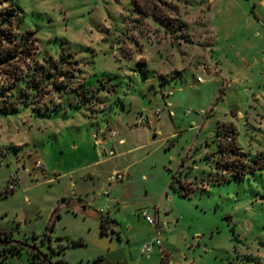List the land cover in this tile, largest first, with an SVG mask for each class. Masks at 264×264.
Listing matches in <instances>:
<instances>
[{
  "label": "rangeland",
  "instance_id": "obj_1",
  "mask_svg": "<svg viewBox=\"0 0 264 264\" xmlns=\"http://www.w3.org/2000/svg\"><path fill=\"white\" fill-rule=\"evenodd\" d=\"M0 46V264H264V0H0Z\"/></svg>",
  "mask_w": 264,
  "mask_h": 264
},
{
  "label": "trees",
  "instance_id": "obj_2",
  "mask_svg": "<svg viewBox=\"0 0 264 264\" xmlns=\"http://www.w3.org/2000/svg\"><path fill=\"white\" fill-rule=\"evenodd\" d=\"M27 42V41H26ZM2 49H4V51H2ZM5 55H9L8 53V50H7V47L3 48L0 46V59H3L5 57ZM11 56V55H10ZM10 110L12 111H15L16 110V107H11L9 108ZM219 129H217L218 131ZM229 130L230 131H233V129L231 127H229ZM221 148V147H220ZM222 150V149H221ZM227 153L228 154H231L232 156H237V157H241L242 154L240 153V151H238V149L231 145L230 148H228L227 150ZM244 172H241V171H237V170H233V172L231 173V175H235L237 177H241L243 175ZM170 185H172L171 181H170ZM178 187L181 189L179 192L182 194V195H185V196H188L189 195V191H187L185 188L182 187V185H178ZM99 231L101 234H106L107 233V230H108V220L104 217H100V220H99ZM10 232L3 229V228H0V238L1 239H4V240H8L10 238L9 236ZM74 244H81L82 241L81 240H74L73 241ZM19 246L15 245V244H4L3 247H2V250H8L12 253H15V252H19ZM38 251H31L30 254H32L31 256V260L32 262L35 263L33 257L37 256L38 255ZM44 260L47 261V258L44 257ZM49 262V261H47ZM44 264H47L45 261H44Z\"/></svg>",
  "mask_w": 264,
  "mask_h": 264
},
{
  "label": "built area",
  "instance_id": "obj_3",
  "mask_svg": "<svg viewBox=\"0 0 264 264\" xmlns=\"http://www.w3.org/2000/svg\"><path fill=\"white\" fill-rule=\"evenodd\" d=\"M115 134H116L115 130L110 131V135L114 136ZM119 142H122V140H120ZM95 143L100 144V140L95 138ZM109 153L112 154V151H110ZM35 165L36 167H40L39 163H36ZM109 178L111 180H118L123 178V175L121 173H118L117 171H114V173ZM141 215L144 217L145 221L155 229V234H156V236L151 241L146 242L142 245L141 251L145 252L150 250L153 243L156 245H160L159 230H160V225L164 224V222L162 221L159 223L158 218L152 217L146 211H141Z\"/></svg>",
  "mask_w": 264,
  "mask_h": 264
},
{
  "label": "crops",
  "instance_id": "obj_4",
  "mask_svg": "<svg viewBox=\"0 0 264 264\" xmlns=\"http://www.w3.org/2000/svg\"><path fill=\"white\" fill-rule=\"evenodd\" d=\"M241 112L238 110L237 112H236V114H233V117H232V119L231 120H229V121H227L228 123H232L231 125H235L237 128H238V124H237V122H236V119L238 120V119H241L242 120V118H241ZM235 128V127H234ZM120 140H122V142H119ZM117 143L118 144H124L125 143V139L124 138H119L118 140H117ZM141 145H137V146H135V149L137 148V149H140L141 147H140ZM131 149H127V150H123V151H120V154H122V153H124V152H129ZM101 152V150H99L98 151V154ZM106 158H108V157H106ZM105 161V160H104ZM99 160H96V161H94V162H91V163H89V164H87L86 165V167L87 166H93V165H97V164H99ZM127 168H132V165L130 164L129 166H126ZM74 169L75 170H77L76 169V167L75 168H70V170H68V171H66L65 172V174L67 175L68 174V172H73L74 171ZM126 175L128 176V172L126 173ZM72 184V186L75 184L74 183V181L71 183ZM64 201V200H63ZM60 202V204L62 205V207H65V203L64 202ZM69 201V200H68ZM64 203V204H63ZM85 205H87V204H83V206L85 207ZM140 208H144V207H142V206H138V209L140 210ZM145 209V208H144ZM146 210V212L150 215V211L149 210H147V209H145ZM156 213H158L157 212V209H156ZM101 216H103L104 218H107V220H108V225L111 227V225H110V218L108 217V215L107 214H105V215H99V220H100V217ZM151 226V225H150ZM98 229H100V227H99V221H98ZM99 233H100V231H99ZM101 234V233H100ZM167 264H169V262H167Z\"/></svg>",
  "mask_w": 264,
  "mask_h": 264
},
{
  "label": "water",
  "instance_id": "obj_5",
  "mask_svg": "<svg viewBox=\"0 0 264 264\" xmlns=\"http://www.w3.org/2000/svg\"><path fill=\"white\" fill-rule=\"evenodd\" d=\"M10 243H13V241L12 240H4V239L0 238V244H10ZM49 264H51V263H49Z\"/></svg>",
  "mask_w": 264,
  "mask_h": 264
}]
</instances>
